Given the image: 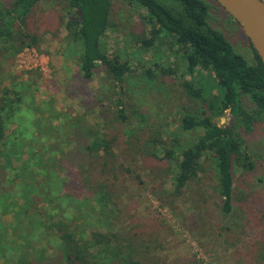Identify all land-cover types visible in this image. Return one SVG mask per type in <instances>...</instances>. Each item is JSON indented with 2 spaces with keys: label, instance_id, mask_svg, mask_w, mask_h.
I'll return each mask as SVG.
<instances>
[{
  "label": "trees",
  "instance_id": "obj_1",
  "mask_svg": "<svg viewBox=\"0 0 264 264\" xmlns=\"http://www.w3.org/2000/svg\"><path fill=\"white\" fill-rule=\"evenodd\" d=\"M40 1L9 0L5 5L0 0V51L16 54L27 46L39 47L40 36L26 29L28 18ZM128 1L148 11L151 38L171 40L182 54L186 73L191 77L182 83L183 88L200 107L195 113L182 116L180 132L195 131L198 135L191 144L177 140L169 147L160 136L145 138L142 126L136 125L126 132V159L116 153L123 134L115 124L131 123L123 84L133 72L128 62L108 55L103 47L102 40L111 26L113 0H65L67 11L62 21L67 31L66 49H72L70 53L85 80L92 79L98 65L105 67L112 80L115 95L110 106L114 109L110 117H104L103 132L91 130L87 123L76 129L85 142H78L70 154L64 147L73 143L66 137L63 148L57 152L44 150L34 159L42 164L49 158L56 159V154L57 171L41 172L39 167L35 172L41 174L40 178L18 182L27 169L35 167L29 164L22 171L13 164L21 159L22 147L7 135V127L18 111L15 106L21 103L22 95L14 89L3 93L0 157L5 164H0V245L5 247H0V259L4 264H169L154 252L151 244L157 239L150 242L153 234L144 227H117L129 209L122 207L119 188L129 175L143 168L138 163L144 156L173 164L158 168L160 183L154 191L161 206L174 203L188 187L197 186L201 193L207 184L206 173L212 172L221 201L220 212L225 217L233 216L234 168L251 171L255 167L254 155L240 132L249 134L264 122V64L251 44L254 53L249 62L223 33L210 25V5L205 0ZM142 43L151 44L144 39ZM161 72L166 75L175 69L163 68ZM147 76L156 78L150 70ZM210 77L215 85L210 84ZM226 110L235 117L233 128L215 121ZM13 141L18 144V152L9 148ZM172 169L175 185L169 191L162 176L167 178ZM55 174H60L62 180ZM136 177L140 179L139 175ZM57 193L59 197L54 198ZM7 216L11 219L5 222L2 218ZM134 220L139 221L135 214L129 222Z\"/></svg>",
  "mask_w": 264,
  "mask_h": 264
},
{
  "label": "rangeland",
  "instance_id": "obj_2",
  "mask_svg": "<svg viewBox=\"0 0 264 264\" xmlns=\"http://www.w3.org/2000/svg\"><path fill=\"white\" fill-rule=\"evenodd\" d=\"M8 1L2 0V4L7 5ZM205 1L210 5V25L223 33L234 49L251 62L254 52L239 25L214 0ZM66 11L65 0H41L30 14L26 29L40 36L39 47L27 46L16 54L0 51V98L13 89L22 95L21 103L15 106L18 111L7 127V135L22 147L21 159L14 160L13 164L22 171L29 164L35 167L27 169L18 182H27L35 176L40 178L41 174L35 172L39 167L41 172L57 171L56 154V159L49 161V158L42 164L34 159L44 150L57 152L63 148L66 137L73 143L71 148V145L64 147L70 154L78 142H85L76 129L87 123L91 130L103 132L104 117H110L114 109L110 103L115 94L105 67L98 65L92 79L85 80L77 60L70 53L72 49H66L67 31L62 21ZM147 17L146 9L132 6L128 0H113L111 26L102 40L108 55L128 62L133 72L123 84L131 123L129 126L115 124L123 134L116 153L125 159L126 132L136 125L142 126L145 138L160 136L169 147L177 140L181 144H191L198 135L195 131L180 132L182 116L195 113L200 107L182 85L185 80H191L186 73L185 60L171 40L151 38ZM143 39L151 44L143 46ZM163 68L175 69V72L165 75L161 72ZM148 70L156 78L150 79ZM211 83L215 85L213 78ZM213 91L216 93L217 87ZM10 97L13 98L12 94ZM215 121L231 128L236 124L230 110ZM240 133L254 155L255 167L251 171L234 168L233 216L225 217L220 212L221 201L212 172L206 173L207 184L201 193L197 186L188 187L174 203L161 206L154 191L160 183L158 168L173 164L144 156L138 163V167L143 168L129 175L119 188L122 207L129 209L119 219L117 227H144L153 234L150 242L157 239L151 244L154 252L169 264H264V122L249 134ZM17 145L12 142L11 152L19 151ZM0 164H5L3 157H0ZM174 176L173 169L167 178L162 176L169 191L174 190ZM55 177L62 180L60 174ZM59 195L54 194V198ZM133 214L139 218L138 222H129ZM2 219L7 222L11 217ZM1 252L5 251L1 249ZM0 264H4L2 258Z\"/></svg>",
  "mask_w": 264,
  "mask_h": 264
},
{
  "label": "water",
  "instance_id": "obj_3",
  "mask_svg": "<svg viewBox=\"0 0 264 264\" xmlns=\"http://www.w3.org/2000/svg\"><path fill=\"white\" fill-rule=\"evenodd\" d=\"M236 20L264 64V0H214Z\"/></svg>",
  "mask_w": 264,
  "mask_h": 264
}]
</instances>
